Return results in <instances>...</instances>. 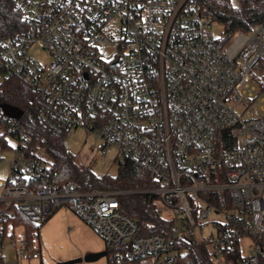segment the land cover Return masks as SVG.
I'll use <instances>...</instances> for the list:
<instances>
[{
	"label": "built area",
	"instance_id": "2783aa9c",
	"mask_svg": "<svg viewBox=\"0 0 264 264\" xmlns=\"http://www.w3.org/2000/svg\"><path fill=\"white\" fill-rule=\"evenodd\" d=\"M15 5L27 28L2 37L0 77L17 76L32 88L37 111L28 118L65 137L82 129L96 137L97 155L112 150L116 161L150 169L158 185L136 192L155 195L176 225L171 237L142 235L141 223L120 209L121 192L54 182L50 157L29 145L25 114L3 113L0 136L9 148L0 149V165L5 152L11 159L0 173V264H13L4 256L7 240L18 264L41 257L26 234L17 243L16 226L4 222L18 214L41 222L58 198L72 199L106 247L118 249L113 263L173 264L186 246L206 242L214 264H264V114L243 119L232 103L251 106L264 94V22L218 37L211 29L219 22L200 0ZM36 48L50 60L43 63ZM206 224L213 231L203 236Z\"/></svg>",
	"mask_w": 264,
	"mask_h": 264
},
{
	"label": "trees",
	"instance_id": "16d2710c",
	"mask_svg": "<svg viewBox=\"0 0 264 264\" xmlns=\"http://www.w3.org/2000/svg\"><path fill=\"white\" fill-rule=\"evenodd\" d=\"M203 12L224 26L227 33L237 30L248 31L257 23L264 22V0H241L240 6L232 0H200ZM27 28V22L22 10L16 7L15 0H0V41L7 34L17 33ZM34 92L17 76L0 77V114L5 113L4 105L18 108L24 117L22 122L29 134V145L41 147L51 159L49 177L56 183L64 184L68 180L78 182L83 190H102L106 192H121L117 195L120 209L137 219L142 226L141 234L161 233L167 237L173 236L176 225L175 218L164 217L158 210V200L155 195L140 193L136 190L158 185L152 171L140 163L126 158L119 162L116 175L105 173L97 175L93 170L78 163L77 155L65 145V136L51 132L40 123H34L28 118V113H36L37 107L32 103ZM9 145L0 136V149H8ZM29 184L36 188L40 181ZM69 206L75 209L72 199L58 198L52 201L51 210L41 222H34L22 214H18L4 222L7 228L24 225L26 238L36 244L41 226L47 222L58 209ZM201 227V224H200ZM2 240V237H1ZM180 243L178 248H181ZM118 250L106 248L107 254ZM211 248L206 242L186 246L176 255L173 264H214L211 260ZM139 260H125L122 262Z\"/></svg>",
	"mask_w": 264,
	"mask_h": 264
},
{
	"label": "rangeland",
	"instance_id": "374dc122",
	"mask_svg": "<svg viewBox=\"0 0 264 264\" xmlns=\"http://www.w3.org/2000/svg\"><path fill=\"white\" fill-rule=\"evenodd\" d=\"M211 31L215 36H220L224 31V26L220 23L213 24ZM34 53L43 62L50 60L48 52L36 48ZM258 98L253 105L248 106L242 102L233 100L236 103V112L243 119L255 118L264 114V100ZM65 145L69 150L77 155L78 163L93 170L97 175L109 173L116 175L119 169V162L115 160V152L109 151L106 157L97 155L95 144L97 139L93 135H88L82 129H79L74 137L66 136ZM44 158L49 159L48 154L41 153ZM1 161L0 173L5 171V166L11 159V152H5ZM161 205V204H160ZM159 206V204H158ZM164 217L170 215L169 210H160ZM223 214L212 213L210 219H222ZM213 231L211 224H206L203 230V236H208ZM25 229L23 226L15 227V240L17 243L23 238ZM201 231L197 229L196 240H200ZM37 247L41 257L31 261L32 264H153L150 259L134 261L117 262L110 261V255L105 254L96 259H87L91 253H98L106 250V244L100 234L92 226L83 220L74 209L66 210L64 207L56 210L51 217L44 223L39 231ZM244 252L247 250L244 249ZM5 259L11 260L13 264H18L15 256L14 244L9 240L4 249ZM25 264H29L26 262Z\"/></svg>",
	"mask_w": 264,
	"mask_h": 264
},
{
	"label": "water",
	"instance_id": "95a60500",
	"mask_svg": "<svg viewBox=\"0 0 264 264\" xmlns=\"http://www.w3.org/2000/svg\"><path fill=\"white\" fill-rule=\"evenodd\" d=\"M3 109L5 110V113L16 116V117H19L22 114L21 110H19L18 108H14L12 106H9V105H4ZM105 254H107L106 250H104L102 252H98V253H91L87 256V259H90V260L96 259L102 255H105Z\"/></svg>",
	"mask_w": 264,
	"mask_h": 264
},
{
	"label": "crops",
	"instance_id": "0c3cea01",
	"mask_svg": "<svg viewBox=\"0 0 264 264\" xmlns=\"http://www.w3.org/2000/svg\"><path fill=\"white\" fill-rule=\"evenodd\" d=\"M7 167H8V164L5 166V171H4V172H6V170H7ZM66 210H69V209H66Z\"/></svg>",
	"mask_w": 264,
	"mask_h": 264
}]
</instances>
